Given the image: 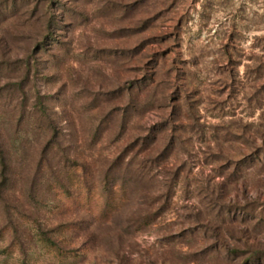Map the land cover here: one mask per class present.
<instances>
[{"label":"rangeland","instance_id":"1","mask_svg":"<svg viewBox=\"0 0 264 264\" xmlns=\"http://www.w3.org/2000/svg\"><path fill=\"white\" fill-rule=\"evenodd\" d=\"M260 62L264 0H0V264H264Z\"/></svg>","mask_w":264,"mask_h":264},{"label":"trees","instance_id":"2","mask_svg":"<svg viewBox=\"0 0 264 264\" xmlns=\"http://www.w3.org/2000/svg\"><path fill=\"white\" fill-rule=\"evenodd\" d=\"M256 73L257 79H264V62H260V64L257 65ZM233 75L234 74L232 73V76ZM253 97L257 103L260 102L259 106L263 108L264 81L260 84V86L256 87ZM260 127H264V118H262V121L260 122ZM260 132L264 134L263 130H261ZM115 171L116 175H114V177H112L111 179H102V183H104V185L101 187L99 192L92 190L93 186L89 184L88 180L84 181L86 187V191L84 192V194L87 197L93 198L95 197L94 195H96V193L107 195V197L105 198V207L103 212L105 215L109 216L116 212L121 206H123L125 200H128L126 196L129 189H131V186L133 184L136 185L140 181L144 180L147 175L150 174V171L146 170L144 161L136 160L135 157L128 163L124 172H121L119 168L115 169Z\"/></svg>","mask_w":264,"mask_h":264}]
</instances>
